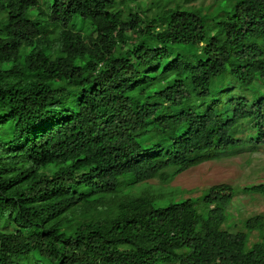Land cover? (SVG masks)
Here are the masks:
<instances>
[{"label":"trees","instance_id":"obj_1","mask_svg":"<svg viewBox=\"0 0 264 264\" xmlns=\"http://www.w3.org/2000/svg\"><path fill=\"white\" fill-rule=\"evenodd\" d=\"M193 1L0 0V264H264L235 187L135 195L264 143V0Z\"/></svg>","mask_w":264,"mask_h":264},{"label":"rangeland","instance_id":"obj_2","mask_svg":"<svg viewBox=\"0 0 264 264\" xmlns=\"http://www.w3.org/2000/svg\"><path fill=\"white\" fill-rule=\"evenodd\" d=\"M231 1L219 0V4L214 5L212 8L215 7L214 10H216L220 4L231 3ZM214 3H216V0H195L187 6L202 5L205 9H208ZM220 81L217 80L216 82ZM256 87V84L248 88L239 85L232 94V99L242 95L251 100ZM211 93V96L207 98L193 101L191 104L192 109L197 112L208 110L218 100L216 90ZM239 130L238 137L244 138L246 130L243 131V128ZM243 140L244 142L239 148L226 151L220 156V159H216L217 155L211 152L209 155L214 158L210 161H206L179 174L168 184L163 182L161 178H155L135 185V195L148 196L154 200L155 204L165 206L170 203H180L183 198L199 199L207 188L222 183L229 184L240 191L230 209L233 216L231 222L234 225L232 230L234 232L245 231L243 225L245 220L258 214L264 215V197L241 192L243 188L264 182V145H262L264 143L254 144V142H249L248 137ZM157 141L162 143L163 139L157 138ZM164 175L166 178L168 177V174L164 173ZM169 194L173 195V197L171 198ZM258 240L259 233H252L251 243Z\"/></svg>","mask_w":264,"mask_h":264}]
</instances>
